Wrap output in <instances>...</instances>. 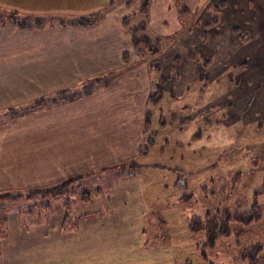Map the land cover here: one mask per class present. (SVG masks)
<instances>
[{
  "label": "rangeland",
  "instance_id": "obj_1",
  "mask_svg": "<svg viewBox=\"0 0 264 264\" xmlns=\"http://www.w3.org/2000/svg\"><path fill=\"white\" fill-rule=\"evenodd\" d=\"M128 1L126 8L128 4L134 8V4L139 1V6L141 0ZM186 1L188 12L179 13L180 1L149 0L153 8L149 20L147 19L148 30L145 34L164 38L162 51L157 55L137 53L131 43L130 31L122 24L130 35V43L126 36H123V44L121 41V49H124L121 52L122 59L126 62L124 66L126 70L132 68L129 71L148 68V72H145V81L149 83L146 92L149 94L151 83L160 76H169L176 81L175 98L165 94L157 105L146 109L145 114L148 111L151 113V121L139 151L148 152L70 177L77 179L70 185L72 192L68 199L76 216L81 212L79 208L83 198L89 197L91 201L99 193L108 191L117 178L126 176L129 171L140 173L143 197L150 204L149 213L145 217L146 246L158 249L154 252L155 264L162 263L163 259L166 264H247L246 260L241 259V254L251 243L260 242L264 248V191L256 194V190L264 186V128L257 127V123L264 119V0ZM18 3L19 0H0L1 11L5 13V16L0 15L1 27L10 24L18 31L42 30L45 26L53 28L54 22L75 25L76 20L86 19L87 14H90H84V18L69 13L55 16L54 7L50 9L42 6L43 9L34 12L19 10ZM181 3L184 4L182 0ZM12 9L20 12L18 18L14 16L18 21H26L29 16L32 20L41 19L44 25L20 28L16 21L8 20L7 13ZM121 9L122 12H129L125 7ZM214 14L218 16V22L207 27L206 24ZM128 16L131 25L145 21L138 8H134L130 15H124ZM101 20L102 17L96 23ZM232 28L239 29L237 34L241 35L240 38L233 35ZM200 34H204L205 38H201ZM11 37L19 38L15 33H11ZM20 37L29 45L33 37L50 41L32 43L34 47L25 51V57L21 53L16 55L20 56L16 65L19 69L25 67V70L20 74L15 72L14 75L22 79L24 74L28 75L40 82L43 89L42 92L38 91L24 82L25 93L20 94L17 92L18 85H12L11 89L16 91L15 97H3V101L7 102L2 103V107L14 102L24 105L10 109L14 106L12 105L5 108L7 110H0V120L3 123L9 116L11 119L14 113H31L41 100L51 105L59 104L57 101L80 93L82 88L83 80L75 87L62 88L66 85V80L54 79V72L57 71L54 67V48L51 51L48 48L51 41H54V32ZM202 50L210 56L207 65L187 56L189 52L196 54ZM134 55H138L140 60L135 61ZM175 58L178 59L177 62H174ZM156 65L159 66L158 70ZM123 80L125 83L132 81L130 78ZM148 138L154 144H148ZM68 178L40 188L54 186ZM37 188L39 187L34 189ZM34 189L7 191L19 194V197L14 200L0 199V219H6L10 210L21 212L19 224L7 220L0 224V231L4 232V236L0 237V262H14L16 258L24 257L11 255V259L5 258L2 240L6 238L8 231L14 234L21 230L19 227L26 230L35 228L38 225L29 223L37 220L38 211L43 204L49 202L51 210L58 213L60 211H54L55 207L67 200V197L50 201L40 197H26ZM187 196L189 199H182ZM97 197L99 195L96 199ZM139 200H142L141 196ZM255 204L260 209V218L250 224L236 220L229 222L230 233L219 237L214 247L206 250V258H203L200 246L206 236L203 231L193 232L189 229L191 217H203L207 212L222 213L225 210L246 211ZM81 216L85 217L82 213ZM21 222L25 225H21ZM97 223L91 229L102 225L105 226L103 229H115L109 220ZM53 229L56 234L54 240L49 239L52 244L48 243V246L53 245L54 251L44 256L32 255L35 261L43 258L44 263L98 264L105 257L100 253L84 254L81 252V237H74V242L57 233L61 227L54 225ZM68 239L73 242V247L68 244ZM99 242V239L95 240V251L105 250L99 247ZM112 243L113 239L110 241ZM6 246L4 245V249ZM63 247L65 252L60 255L59 250L62 251ZM86 249L90 250L92 247ZM15 250L26 252L24 244L20 247L17 245ZM259 257L264 258V249Z\"/></svg>",
  "mask_w": 264,
  "mask_h": 264
},
{
  "label": "crops",
  "instance_id": "obj_2",
  "mask_svg": "<svg viewBox=\"0 0 264 264\" xmlns=\"http://www.w3.org/2000/svg\"><path fill=\"white\" fill-rule=\"evenodd\" d=\"M182 1L186 5L187 1ZM126 3L129 1L19 0V10L39 12L44 6L50 9L54 7L55 16L69 13L80 17L91 12H102L103 16L99 23L89 28L69 25V22H64L63 25L59 24L62 22H54L53 28L45 26L42 30L25 31H18L14 26H9L10 24L0 26V110L12 105L14 106L10 109L24 105L14 102L2 107L1 104L7 102L3 101V97H15L16 91L11 89L12 85H18L17 92L20 94L25 93V83L34 86L38 91L42 92L43 89L40 82L28 75H23L24 80L14 75L15 72L20 74L25 70V67L19 69L16 65L20 57L16 55L21 53L25 57V51L34 47L32 43L50 41L33 37L29 45L20 37L22 35L54 32V41H51L48 48L50 51L54 48V67L57 70L54 72V79L66 80V85L62 88L75 87L81 80L88 78L101 79L89 95L17 118L8 117L0 127L1 192L40 188L80 175L87 170L100 168L104 164L114 165L148 152L139 151L146 133L143 124L144 114L148 109L146 87L149 83L145 81L148 68L126 70V62L121 53L124 50L121 49L123 36L130 43V35L122 27V18L138 8L139 1L134 4V8L131 5L126 8ZM151 5L149 3L148 20L153 8ZM122 7L130 13L122 12ZM186 7L188 8L187 5ZM147 19H144L146 31ZM11 33L19 38H12ZM134 57L135 61L140 60L138 55ZM124 78L132 81L125 83ZM98 195L90 202L80 205L81 212L76 215L79 218L76 230H59L57 233L74 242V237H81V252L100 253L105 256L98 264H155L154 252L158 249L146 246L145 217L149 213L150 204L143 197L140 173L129 171L126 176L117 178L108 191ZM139 196L142 200H139ZM100 210L105 212L100 215L81 216V213L85 216L86 213L94 214ZM20 213L10 210L6 216L7 222L19 224ZM100 220H104V223L109 220L115 229H103L104 225L91 229ZM62 221L61 212H51L44 223L35 228L26 230L19 227L21 230L14 234L8 231L6 238L2 240L5 258L11 259V255L24 257H18L14 262L1 261L0 264H54L42 262L43 258L35 261L32 255L44 256L54 251L53 245L48 246V243L52 244L49 239L54 240V225L60 228ZM97 238L100 240L99 247L105 250L95 251L93 246ZM70 239L68 244L73 247ZM112 239L113 243L110 244ZM22 244L26 252L15 250L17 245L20 247ZM4 245H7L5 249ZM90 246L92 251L86 249ZM59 252L61 255L65 248ZM159 264L166 263L163 259Z\"/></svg>",
  "mask_w": 264,
  "mask_h": 264
},
{
  "label": "trees",
  "instance_id": "obj_3",
  "mask_svg": "<svg viewBox=\"0 0 264 264\" xmlns=\"http://www.w3.org/2000/svg\"><path fill=\"white\" fill-rule=\"evenodd\" d=\"M179 4L180 6V11H186L188 12V8L181 3V0ZM222 4V3H221ZM130 8V4H128V7ZM6 9V8H4ZM216 9V8H213ZM138 10L141 12L145 20L148 18V10H149V0H141L140 5L138 7ZM10 11V10H9ZM218 12L219 10L216 9ZM216 12V13H217ZM20 12L18 11H13V9L7 13L8 20L16 21L18 27L24 28V27H35V26H40L41 24L44 25V22L41 19H34L32 20L31 17L27 16L26 21H18V16ZM0 15L5 16V13H2L1 8H0ZM24 15V14H23ZM215 15V14H214ZM17 18H15V17ZM85 16H82L81 18H84ZM102 17L101 12H95V13H90L87 14L86 19H78L74 22L75 25L78 26H90L95 24L98 20H100ZM24 20V18L22 19ZM218 22V16L215 15L208 21L206 24L207 27L212 26L213 24ZM62 24V23H59ZM122 24L128 28L131 34V43L134 49L136 50L137 53H149L151 55H157L162 51V41L163 37L155 36V37H150L145 34L144 31L147 29L146 21H141L136 25H131L129 22V16L124 17L122 19ZM233 35L236 34L240 38L241 35L237 34L239 29L237 28H232L231 29ZM201 38H205L204 34H200ZM187 56L190 59L200 61L202 65H207L208 62L210 61V56L206 51H199L198 53L194 54L192 52L187 53ZM177 58L174 59V62H177ZM155 68L158 70L159 66H155ZM101 79H85L82 81V88L80 89V93H74L73 96L70 98L64 99L57 101L58 103H68L71 102L74 99H77L80 96L83 95H89L93 91V85L96 83H99ZM176 86V81L174 78L169 77V76H160L156 81L151 83V90L147 96V105L153 106L157 105L164 97L165 94H169L171 98H175V88ZM48 105L46 102L44 103L42 100L39 101V104L37 105L38 107L33 108L31 112H35L38 109H43L47 107ZM20 115H24L23 113L21 114H12L11 118H17ZM150 115L151 113L148 111L145 114L144 118V131H147L149 125H150ZM4 123L0 120V127L3 126ZM257 127L263 129L264 128V119L260 120L257 123ZM150 138V137H149ZM148 138V144H153L154 142L152 139ZM146 149V148H145ZM76 177L73 178H68L67 180L56 184L54 186H47V187H41L37 188L34 190H30L26 197L32 198V197H40L44 200H56V199H61L64 197H67V200L65 203H63L61 206H58L57 208L55 207L54 211L59 210L63 214V221L61 225V230L66 232V231H74L77 229V223L79 218L74 216L73 210H72V205L68 199L69 194L72 192L70 189V185L72 181L76 180ZM264 191V186L256 190V194L261 193ZM19 194H11L10 192H2L0 193V199H10L14 200V198H18ZM182 199H189V196L187 197H182ZM90 201V198H83L81 204L87 203ZM51 205L49 202L43 204L40 207V211H38L37 215V220L35 222L29 223V224H35V225H41L43 223V220L45 216H47L48 213L53 212L51 210ZM103 210L95 212L93 215H100L102 214ZM28 214H32V212H28ZM89 215H86L87 217ZM261 216L260 209L256 206V204L251 208L246 211H233L230 212L229 210H225L222 213L219 211L216 212H207L203 217H196L193 216L188 222V227L191 231L196 232V231H203L204 235L206 236L205 241L201 244L200 246V251L203 256V258H206V250L207 249H212L216 243V240L219 237L226 236L230 233L229 229V222L232 220L239 221L244 224H250L251 222L257 221ZM6 219L2 218L0 219V224L5 223ZM27 223V225H29ZM21 225H25L24 222H21ZM1 228V227H0ZM4 236V232L1 230L0 231V237ZM262 244L260 242H253L251 243L241 254V259L246 260L247 264H264V258L259 257V254L263 250Z\"/></svg>",
  "mask_w": 264,
  "mask_h": 264
}]
</instances>
